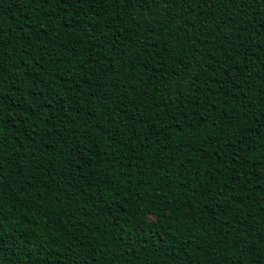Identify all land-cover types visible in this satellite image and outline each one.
<instances>
[{
  "label": "trees",
  "instance_id": "1",
  "mask_svg": "<svg viewBox=\"0 0 264 264\" xmlns=\"http://www.w3.org/2000/svg\"><path fill=\"white\" fill-rule=\"evenodd\" d=\"M147 7L143 0H134L128 8L118 7L113 0H97L83 32L69 36L58 27L37 37L33 35L39 23L35 6L29 4L21 10L14 0H0V41L7 45L0 49L6 53L0 55L6 81L0 84V92L5 97L25 96L35 88L33 81L47 79L36 75L42 69L54 86L64 87L57 92L73 109L66 113L67 120L59 118L39 125L34 142L19 135L16 126L4 127L0 184L6 193L5 227L23 237L24 244H35L43 259L37 260L27 249L22 255L19 248H8L0 253L2 264H69L77 257L79 264H220L225 255H231V249L226 248L230 239L223 238L220 222L208 210L211 196H201L204 188L197 189V184L203 182L216 189L227 180L231 185L232 172L228 169L240 171L232 164V149L225 142L231 133L229 120L236 124L235 112L241 109L237 105L229 119L216 120L214 128H209L211 119L207 124H197L190 113L196 110L197 101L202 110L205 97L215 102L208 89L221 95L224 78L235 80L238 74L233 68L240 69L242 79L250 77L229 85L234 95L243 99L242 89L249 101L264 98V4L258 0L235 4L230 0H197L193 4L189 0L173 9V16L181 17L175 22L159 20L158 8L153 7L149 14ZM149 15L158 23L149 26ZM184 24L192 26L185 29ZM194 64L198 70L191 72ZM28 70L33 72L32 80L21 75ZM9 73L14 79H7ZM69 73L75 74L79 84L74 91L92 94L87 103L81 100L77 104L65 94L64 81ZM189 73L194 78L190 101L183 94L178 96L175 87V77ZM105 96L111 98L108 107L112 114L93 123L100 111L96 106ZM117 109L128 115H118ZM225 111L222 101L216 102L212 115ZM153 113L167 125L159 126V137L152 136L159 145L141 149L138 140L129 138L136 134L143 139L136 120L154 123ZM85 125H91L89 139L79 140ZM166 126H171L167 132L163 131ZM234 135H239V128ZM69 136L88 146L85 156L91 154L94 170L107 169L101 173L106 178L116 176L107 188L93 175L83 181L73 179V167L81 158L79 152L69 153L63 146ZM93 141L101 149L107 148L108 156L96 155ZM201 141L205 150L193 153L191 148L200 147ZM125 142L128 147H124ZM185 142L188 148L183 146ZM257 144L254 155L264 154L259 141ZM184 152L187 155H182ZM189 158L192 164L187 163ZM181 160L185 162L181 164ZM191 169L200 173L198 180L193 181L186 171ZM80 175L77 170L76 177ZM252 190L249 184L248 191ZM78 192L81 194L76 195ZM244 195L241 189L237 198L242 205L247 203ZM236 210L233 207L232 211ZM240 211L248 214V225L255 228L250 233L255 251L238 254L237 259L241 264H264V244L258 239L264 232V214H253L243 207ZM145 214L159 215L160 222L145 224L137 237L136 225L146 220ZM236 235L233 232L231 239Z\"/></svg>",
  "mask_w": 264,
  "mask_h": 264
},
{
  "label": "snow or ice",
  "instance_id": "2",
  "mask_svg": "<svg viewBox=\"0 0 264 264\" xmlns=\"http://www.w3.org/2000/svg\"><path fill=\"white\" fill-rule=\"evenodd\" d=\"M113 2L118 6H123L128 8L133 6L134 0H113ZM189 0H143L144 4H147V12L151 14L153 7H157L159 10V20H171L173 22L180 20V16H173V9L180 5L183 6L187 4ZM197 0H192V3L195 4ZM203 2V0H200ZM231 3L235 4L241 2V0H230ZM247 2L252 3L254 0H247ZM259 3L264 4V0H258ZM16 7L21 10L31 4L35 6V11H37V19L39 23L35 25L36 32L33 33L34 36L47 35L49 29L55 31L58 27L65 29L66 35H71L72 32H83L86 27L85 24L86 18L89 16L91 8H93L97 0H14ZM81 13L83 15L81 16ZM92 15H98V13H92ZM2 20V16H0ZM146 22L151 26L153 23H158V20H154L149 15ZM192 25L184 24L183 27H191ZM264 28V24L261 25ZM90 30V29H89ZM112 46V45H110ZM7 45L0 41V49L6 48ZM6 53L0 52V55H5ZM25 63V61H21ZM96 63H99L96 61ZM228 61H225L227 64ZM198 70V65L194 64L191 72H196ZM226 70V69H222ZM233 72L238 73L235 77V80H241L243 83L244 79H250V77H244L242 79L243 73L238 68H233ZM47 79L41 78L37 81H33L35 88L29 90L28 93L23 97H5L3 92H0V147H3L4 141V127L6 124H11L16 126L17 132L19 135L25 136L27 139L34 142V138L39 129V125L44 124L48 125L51 121L63 118L67 120L66 113L73 111V109L65 105V101L62 99L60 94L57 92V88L60 91H64V87L57 84L53 85V80L51 77H48V73L43 71L36 73V75H41ZM23 77L28 80H32L33 72L28 70L27 72L21 73ZM8 80L14 79V76L9 73ZM83 79V78H81ZM194 78L191 74H184L183 76L177 75L175 77V87L178 90L179 94H183L186 100H192L193 98V81ZM235 80L231 76H226L223 81V87L220 89L221 95H217L216 92H212L209 88L208 91L211 93L213 99L203 98L204 105L201 110L200 102L197 101L195 105V111L191 112L190 115L192 119L197 123L207 124L211 119L213 123L209 125V128H214L216 125V120H228L229 113L235 112L237 105L241 111L235 112L237 123L233 124L229 120V126L231 127V133L229 138L225 142V146H230L231 151V161L232 164L239 168L240 171H233L232 168L228 170L232 172V176L229 179H232V184L229 185L226 180L223 184H220L218 188L212 189L206 186L203 182L197 184V189L204 188L203 192H200L201 196L209 197L211 196L210 203L208 204V210L212 217L216 218L221 224V233L224 239H230V243L226 246L227 249H231V255H225L224 258L220 261V264H241V261L237 259L238 254L243 255L248 251H255L251 247V236L250 233L255 231V228L252 225H248L249 216L247 213H241V207L247 208L249 211H252L253 214L260 213L264 214V154L254 155L257 151L259 141V147L264 148V98H261L258 102H252L248 100V96L243 94V90H240V94L243 96V99L239 95H234L232 88L229 87L230 84H235ZM6 83L3 79V66L0 62V84ZM64 85H67L66 95L70 100H73L77 104L81 100L87 103V97L92 95L84 91H74V89L79 87V84L75 80V74L69 73L68 79L64 81ZM34 93V98H33ZM71 94V95H69ZM103 94V93H102ZM162 98V97H161ZM111 98L105 96L104 99L100 100V103L96 106L100 111L97 116H95L93 123L98 121L101 117L111 116L112 110L108 107V102ZM223 103V106L227 111L213 117L212 113L216 109V102ZM230 101H235L229 106ZM258 104L260 105L258 107ZM122 107L127 108V104H122ZM159 107V105H157ZM118 115L127 116V112L120 113L119 109L116 110ZM150 111V109H149ZM55 113V115H53ZM165 116H168L169 119L172 117L168 113H164ZM187 119V117H186ZM151 120L154 123H149L146 120L139 119L136 120V123L141 126L140 131L143 134V139H140L139 136L133 134L129 140H138L139 147L145 149L151 147L152 144L159 145L158 140H152V136H160V125H167L166 120H161L160 115L153 113ZM243 121V125L239 121ZM249 121H251L249 123ZM115 125V121H113ZM55 127V125H53ZM91 125H85L84 133L81 134L79 140H88L90 133H88V128ZM171 126H166L163 128V131H168ZM239 128V135H234ZM27 130V131H26ZM179 131H183V128H180ZM205 136L207 137V129H203ZM48 135H52L51 131H47ZM188 140H191V133L187 134ZM234 137V138H233ZM171 134L168 136V139L171 140ZM211 139L210 137H207ZM215 143L219 144L217 139ZM63 146L66 151L69 153L79 152L80 154V163L76 164L73 167L72 176L73 179L78 181H83L88 178L89 175H93L97 178L99 184L104 185L107 188L110 181L116 179V176L104 177L101 173L107 171V169L94 170L91 167V154L87 157L85 153L89 152L87 145H79L76 140H72L71 136L66 137ZM92 146L97 149L96 155L103 158L108 156L107 148L101 149L99 144L95 141L92 142ZM185 148L189 147L187 142L183 145ZM124 147H128V142H125ZM206 145L201 141L200 147H192L191 151L201 152L204 151ZM160 150L166 151V147H161ZM55 151V149H53ZM214 151H216L214 149ZM63 155V152L60 153ZM158 154V153H157ZM205 154L206 151H205ZM175 156V152L172 153ZM182 155H187V152L182 153ZM180 159V157H177ZM185 161L181 160V164ZM72 163L75 164V157H73ZM100 163H104L103 159L100 160ZM111 163V161H109ZM187 163L192 164L193 160L189 158ZM88 168L89 171L85 173L84 169ZM79 170L81 175L77 178L76 172ZM2 171V168H0ZM189 171L192 180H198L200 173L195 169L186 170ZM233 177H235L233 179ZM183 182V178L181 177ZM190 183L192 181H189ZM91 181L87 185L91 187ZM219 183V182H217ZM253 185V190L248 191V185ZM119 188V185H116ZM3 185L0 184V253L6 251L8 248H11L13 251L19 248L21 254L25 253L27 249L32 253L33 256H36L37 260L43 259V255L40 249H37L35 244H24L23 237H20L18 233H13L11 230L7 229L5 225L8 223V214L5 212V195L6 193L2 191ZM243 189L245 195L244 200L247 201L246 204L241 203L237 198L239 191ZM78 192L76 195H80ZM143 203V201H141ZM14 207V205H10ZM233 207L237 210L232 211ZM17 212L20 211V208L16 209ZM44 213L41 212L40 216H43ZM146 220L143 223H138L136 225L135 235L140 237L143 232L145 224L156 225L160 222L161 217L159 215L147 216ZM190 218V213L188 215ZM235 232L237 235L234 239H231L232 233ZM261 244H264V232L258 237ZM223 242V241H221ZM223 254V253H221ZM2 264V260H0ZM69 264H79V258L77 257L74 260H71Z\"/></svg>",
  "mask_w": 264,
  "mask_h": 264
}]
</instances>
